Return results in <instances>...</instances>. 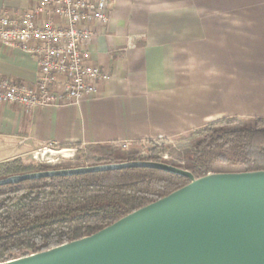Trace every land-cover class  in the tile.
Instances as JSON below:
<instances>
[{
	"label": "crops",
	"instance_id": "0c3cea01",
	"mask_svg": "<svg viewBox=\"0 0 264 264\" xmlns=\"http://www.w3.org/2000/svg\"><path fill=\"white\" fill-rule=\"evenodd\" d=\"M37 1L0 0V15ZM107 13L82 46L106 79L74 104L0 102V162L27 164L49 142L135 149L223 117L264 121V0H112ZM36 76L34 58L0 47V80Z\"/></svg>",
	"mask_w": 264,
	"mask_h": 264
},
{
	"label": "trees",
	"instance_id": "16d2710c",
	"mask_svg": "<svg viewBox=\"0 0 264 264\" xmlns=\"http://www.w3.org/2000/svg\"><path fill=\"white\" fill-rule=\"evenodd\" d=\"M179 140L182 164L162 160L157 146H150L143 157L139 150L121 153L117 143L86 146L85 160L90 165L165 162L195 177L219 171L217 167L264 170V121L249 124L237 116L223 117ZM46 169L41 163L25 164L17 158L0 162V178ZM188 182L163 170L133 167L0 185V261L93 234Z\"/></svg>",
	"mask_w": 264,
	"mask_h": 264
},
{
	"label": "water",
	"instance_id": "95a60500",
	"mask_svg": "<svg viewBox=\"0 0 264 264\" xmlns=\"http://www.w3.org/2000/svg\"><path fill=\"white\" fill-rule=\"evenodd\" d=\"M147 167L189 182L97 232L0 264H264V170L190 171L145 160L46 169L0 178V185Z\"/></svg>",
	"mask_w": 264,
	"mask_h": 264
},
{
	"label": "built area",
	"instance_id": "2783aa9c",
	"mask_svg": "<svg viewBox=\"0 0 264 264\" xmlns=\"http://www.w3.org/2000/svg\"><path fill=\"white\" fill-rule=\"evenodd\" d=\"M112 0H38L19 14L0 15V47L18 50L37 62L33 83L0 80V102L25 108L74 104L95 91L106 74L87 60L82 46L93 36L95 23L108 21ZM61 85L62 90L57 87ZM57 147L49 142L31 158L50 162L45 156ZM168 158L167 154L162 156Z\"/></svg>",
	"mask_w": 264,
	"mask_h": 264
},
{
	"label": "rangeland",
	"instance_id": "374dc122",
	"mask_svg": "<svg viewBox=\"0 0 264 264\" xmlns=\"http://www.w3.org/2000/svg\"><path fill=\"white\" fill-rule=\"evenodd\" d=\"M181 144H182V141L180 140L160 139V140H155V141L144 143L136 147L135 149H130L126 147L122 148L120 146V151L121 153H125L129 150H139L141 156L144 157L146 156L147 149L150 146H157L159 147V149L162 150L159 153V157L162 160H169V161H174V162H178L182 164L183 160L179 159L178 157L179 155H181V150H180ZM86 151H87L86 146L71 147V148L55 147L52 149V151L47 152L45 154V156L49 158L50 162H38L32 159V161L28 163H32V164L41 163L48 169L69 168V167L90 165L85 160ZM164 154L168 155L167 159H164L162 157ZM217 170L225 171L229 169L217 167Z\"/></svg>",
	"mask_w": 264,
	"mask_h": 264
}]
</instances>
